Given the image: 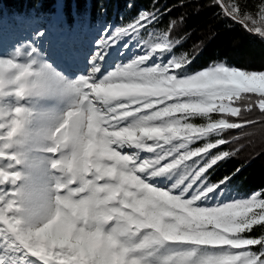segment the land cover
I'll use <instances>...</instances> for the list:
<instances>
[{"label": "snow or ice", "instance_id": "snow-or-ice-1", "mask_svg": "<svg viewBox=\"0 0 264 264\" xmlns=\"http://www.w3.org/2000/svg\"><path fill=\"white\" fill-rule=\"evenodd\" d=\"M225 7L229 17L245 23L236 5ZM157 18L142 11L116 37ZM255 31L264 37V28ZM45 34L39 30L33 39ZM113 42L110 34L96 41L87 57L90 70L74 79L42 59L31 42L26 62L0 59V264H264V235H242L264 225V198L219 200L239 169L217 183L208 179L230 153L206 155L229 141L189 148L210 134L255 123L234 104L249 101L245 111L255 105L264 112V71L214 61L188 73L194 57L164 60L172 48L167 38L107 71ZM84 112L99 129L97 139L101 133L107 138L100 162L74 152L69 142L74 117ZM211 113L242 122L212 120ZM196 116L208 122L195 126L189 120ZM141 151L153 156L142 158ZM41 156L55 181L56 219L25 229L20 217L41 185ZM61 216L63 225L53 230ZM165 247L176 251L157 256ZM200 250L213 254L197 259Z\"/></svg>", "mask_w": 264, "mask_h": 264}, {"label": "trees", "instance_id": "trees-1", "mask_svg": "<svg viewBox=\"0 0 264 264\" xmlns=\"http://www.w3.org/2000/svg\"><path fill=\"white\" fill-rule=\"evenodd\" d=\"M232 5H236L246 18L244 24L227 15L225 6ZM142 11L156 12L158 18L147 23L146 27V22L142 21L138 31L117 38L116 33L135 23ZM255 28H264V0H0V59L26 62L31 42L40 49L42 59H47L62 74L76 76L90 70L87 57L95 50L96 41L110 34L114 42L108 52L113 59L107 71H114L117 66L147 54L165 38L172 48L164 60L194 57L187 68L188 73L207 69L214 61H224L240 69L264 71V37ZM39 30L46 34L34 40V33ZM17 49L20 50L19 57L16 56ZM245 95L252 97L253 101L256 98L255 94ZM248 102L237 101L234 106L241 107L243 119L255 121L254 124L227 129L219 136L210 134L189 144L194 150L220 138L229 141L211 149L205 157L230 153L207 173L211 183L240 170L219 196L221 202L250 199L254 194L264 198V112L255 105L251 111H245L244 105ZM62 111L60 105L58 112ZM209 115L212 120L226 118L229 122H242L241 117L219 113ZM189 122L201 126L208 119L196 116ZM38 159L41 163L37 174L43 184L48 181L46 158L41 156ZM193 159L199 160L200 157ZM242 235L259 238L264 235V225H256ZM250 247L253 251L259 248L258 245ZM175 251L165 247L157 256L165 257ZM212 254L200 250L196 258Z\"/></svg>", "mask_w": 264, "mask_h": 264}, {"label": "clouds", "instance_id": "clouds-1", "mask_svg": "<svg viewBox=\"0 0 264 264\" xmlns=\"http://www.w3.org/2000/svg\"><path fill=\"white\" fill-rule=\"evenodd\" d=\"M67 125V121H65ZM99 129L93 130L88 122V114L80 113L74 117V122L69 128V142L74 152L84 151L89 160L101 161L100 153L103 152L107 138L100 134L101 139H97ZM55 181L48 178V181L41 184L34 192L28 211L21 214L20 224L25 229H34L42 223L56 219V192L54 191ZM73 215H75L73 213ZM64 223V218L56 220L52 229L60 228ZM107 227V225H105Z\"/></svg>", "mask_w": 264, "mask_h": 264}, {"label": "rangeland", "instance_id": "rangeland-1", "mask_svg": "<svg viewBox=\"0 0 264 264\" xmlns=\"http://www.w3.org/2000/svg\"><path fill=\"white\" fill-rule=\"evenodd\" d=\"M205 70V69H204ZM87 70H86V72H84V74H87ZM80 75V74H79ZM78 75H76V76H70L69 78H76ZM62 107H63V111H64V107H65V105H62ZM149 143H151V141L149 142ZM127 152H131V151H134V149H125ZM140 155H141V157L142 158H151L152 156H153V154H151V153H147V152H144V151H141L140 152Z\"/></svg>", "mask_w": 264, "mask_h": 264}, {"label": "built area", "instance_id": "built-area-1", "mask_svg": "<svg viewBox=\"0 0 264 264\" xmlns=\"http://www.w3.org/2000/svg\"><path fill=\"white\" fill-rule=\"evenodd\" d=\"M135 151V150H134Z\"/></svg>", "mask_w": 264, "mask_h": 264}]
</instances>
